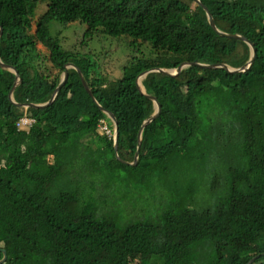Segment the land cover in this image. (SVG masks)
Wrapping results in <instances>:
<instances>
[{"label":"trees","instance_id":"1","mask_svg":"<svg viewBox=\"0 0 264 264\" xmlns=\"http://www.w3.org/2000/svg\"><path fill=\"white\" fill-rule=\"evenodd\" d=\"M41 1L0 0L1 264H129L130 253L140 264H246L264 252V0H199L220 31L254 44L249 68L152 71L143 89L136 78L145 70L185 61L240 68L250 46L217 33L204 7L184 0H45L31 32ZM76 21L86 25L84 40L102 28L114 39L130 37L138 52L139 43H149L170 55L157 62L133 57L122 76L110 79L93 53L65 48L50 30L51 22ZM38 43L56 74L40 69ZM240 43L243 53L235 56ZM66 67V81L44 105ZM150 96L161 111L142 130L136 164L124 163L133 161L139 129L156 111ZM106 111L118 122V155L113 139L98 130L101 119L113 127ZM22 115L35 120L27 130L16 126ZM215 132L216 142L225 135L233 144L238 160L226 168L224 189L210 207L171 208L156 223L96 216L92 194L104 183L101 171L150 173ZM251 264H264V255Z\"/></svg>","mask_w":264,"mask_h":264},{"label":"rangeland","instance_id":"2","mask_svg":"<svg viewBox=\"0 0 264 264\" xmlns=\"http://www.w3.org/2000/svg\"><path fill=\"white\" fill-rule=\"evenodd\" d=\"M184 1L190 3L192 7L197 4L195 0ZM46 9L47 1L42 0L37 4L32 18L31 32L35 31L36 22ZM181 22L187 23L184 17H181ZM50 30L65 48L93 53L100 64L101 72L110 79L122 76L124 65H128L133 57H145L157 62L170 55L166 51H155L149 43H139L138 52L130 46V37L114 39L102 28H99L92 38L84 40L86 25L80 21L66 26L51 22ZM37 49L41 57L37 61L40 69L51 75L56 74V70L50 67L47 60V49L40 43L37 44ZM242 53L243 44L240 43L234 55L239 56ZM168 70L175 71V69ZM152 71L158 72L156 69ZM29 73L33 75L31 69ZM148 73L138 77L140 86L142 79ZM141 88L143 89L142 86ZM25 107L23 105L22 109ZM218 135L219 133L215 132L205 137L200 136L187 153H176L171 160L167 163L165 161L150 173L138 174L125 170L101 171L104 183L96 187L92 194L95 205H98L96 216H105L121 223L138 221L156 223L159 216L171 208L188 207L200 210L210 207L224 189L223 179L226 168L236 164L238 160L233 144L226 142L225 135L216 142ZM238 135L239 131H234V137ZM176 144H180L179 141H176ZM205 253L206 250L203 248L198 250L200 257ZM128 259L129 264H140L138 254L130 253ZM167 264L171 262L167 261Z\"/></svg>","mask_w":264,"mask_h":264},{"label":"water","instance_id":"3","mask_svg":"<svg viewBox=\"0 0 264 264\" xmlns=\"http://www.w3.org/2000/svg\"><path fill=\"white\" fill-rule=\"evenodd\" d=\"M197 3H199L202 7H204V9L206 10V12H207V15H208V18H209V21H210V25L212 26V28L217 32V33H219V34H221V35H223V36H227V37H233V38H240V39H243L244 41H246L247 43H248V45L250 46V49H251V57H250V59L248 60V62L247 63H245L242 67H240V68H228L226 65H224V64H221V65H211V64H204V63H199V62H193V63H191V62H188V61H185V62H182V63H180L179 64V66L175 69V71L174 72H170L168 69H164V68H152V69H148V70H145V71H143L142 73H140L138 76H137V78H136V82H137V85L139 84L138 83V77L140 76V75H142V74H144V73H148L149 71H152V70H158V71H160V72H162V73H164V74H170V75H176L177 73H179V71L183 68V67H185L186 65H188V64H196V65H199V66H204V67H215V66H223V67H226V69H228L229 71H244L245 69H247V68H249L250 67V65L254 62V60H255V57H256V48H255V46H254V44L249 40V39H247L246 37H244V36H242V35H240V34H231V33H226V32H223V31H220L217 27H216V25H215V23H214V20H213V17H212V14H211V12L209 11V9L204 5V4H202L199 0H195ZM2 33V27L0 26V34ZM68 66H74V65H72V64H67ZM4 66H6V65H4ZM15 71V74H16V82H15V84L14 85H16L19 81H20V78H19V76H18V72L16 71V70H14ZM80 76H81V79H82V82H83V84H84V86L86 87V89H87V91L89 92V94H90V96L92 97V99H94V97H93V94H92V92L90 91V89H89V87L86 85V83H85V81H84V79H83V76H82V74L80 73ZM67 77H68V69H67V67H66V69H65V71H64V75H63V77H62V79H61V81L59 82V84L57 85V87L55 88V91H54V93H53V96H52V98L47 102V103H45L44 105H47V104H49V103H51L52 102V100L54 99V97L56 96V93H57V91L61 88V86L64 84V82L66 81V79H67ZM9 98L11 99V101H13L12 100V90H11V92L9 93ZM150 98L153 100V102H154V104H155V106H156V111H155V113L152 115V116H150V117H148L147 119H145L144 120V122L142 123V125H141V127H140V129H139V134H138V143H137V148H136V151H135V160L133 161V162H126V161H123V160H121V161H123L124 163H127V164H136V160H137V158H138V156H139V152H140V147H141V133H142V130H143V128H144V126L147 124V123H149L153 118H155L159 113H160V111H161V105H160V103H159V101L154 97V96H150ZM14 102V101H13ZM25 106H29V105H32V104H24ZM36 106V105H35ZM106 113H107V116H108V118L113 122V124H114V129H115V138H114V152H115V154L116 155H118L117 154V136H118V122H117V120H116V117H115V115L113 114V113H111V112H108V111H106ZM3 250V258L2 259H0V264L1 263H3L5 260H6V258H7V252H6V250L5 249H2ZM260 255H264V252H261L260 254H257V255H255V256H253L246 264H251L255 259H257Z\"/></svg>","mask_w":264,"mask_h":264},{"label":"built area","instance_id":"4","mask_svg":"<svg viewBox=\"0 0 264 264\" xmlns=\"http://www.w3.org/2000/svg\"><path fill=\"white\" fill-rule=\"evenodd\" d=\"M34 121H35L34 118L29 117L27 115H24L17 120L16 126L19 129H26L27 130L30 128V126L33 124ZM98 130L100 133L106 135L109 138L114 139V137H115L114 127H110L108 122L104 119L100 120V122L98 124Z\"/></svg>","mask_w":264,"mask_h":264},{"label":"clouds","instance_id":"5","mask_svg":"<svg viewBox=\"0 0 264 264\" xmlns=\"http://www.w3.org/2000/svg\"><path fill=\"white\" fill-rule=\"evenodd\" d=\"M22 116H24V115H22ZM22 116H21V117H22ZM16 122H17V121H16ZM113 127H114V124H113ZM114 131H115V129H114ZM114 138H115V137H114ZM113 141H114V139H113Z\"/></svg>","mask_w":264,"mask_h":264}]
</instances>
